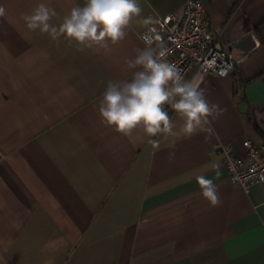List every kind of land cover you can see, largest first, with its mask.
I'll list each match as a JSON object with an SVG mask.
<instances>
[{
	"label": "crops",
	"instance_id": "crops-1",
	"mask_svg": "<svg viewBox=\"0 0 264 264\" xmlns=\"http://www.w3.org/2000/svg\"><path fill=\"white\" fill-rule=\"evenodd\" d=\"M186 1L139 0L141 16L106 53L29 31L23 14L40 0H0V264H264V183L232 184L213 149L243 156V140L264 143V0H202L235 57L227 75L202 80L222 109L210 133L154 147L97 111L106 80L126 76L124 59L143 46L141 21ZM46 2L59 24L82 0ZM197 175L213 179L218 205Z\"/></svg>",
	"mask_w": 264,
	"mask_h": 264
},
{
	"label": "clouds",
	"instance_id": "clouds-1",
	"mask_svg": "<svg viewBox=\"0 0 264 264\" xmlns=\"http://www.w3.org/2000/svg\"><path fill=\"white\" fill-rule=\"evenodd\" d=\"M142 11L139 0H82L71 7L59 24H53L56 10L46 0H40L32 12L23 14L22 18L29 31L47 34L53 41L64 38L74 42L77 51L95 48L107 53L111 46L125 40L134 18L140 17ZM4 12L0 7V15ZM156 23L158 21L152 17L141 21L146 29L139 34L143 46L124 59L126 76L106 80L97 111L107 127L123 135L142 128L149 142L159 147L160 136L210 133L211 120L218 117L222 109L209 102L201 79L186 78L169 60L170 49L151 27ZM173 114L182 120L179 133L175 131ZM220 175L217 169L216 177ZM195 179L201 195L212 206L218 205V189L213 179L204 175H197Z\"/></svg>",
	"mask_w": 264,
	"mask_h": 264
},
{
	"label": "built area",
	"instance_id": "built-area-1",
	"mask_svg": "<svg viewBox=\"0 0 264 264\" xmlns=\"http://www.w3.org/2000/svg\"><path fill=\"white\" fill-rule=\"evenodd\" d=\"M153 19L158 23L151 27L170 49L169 60L186 78L195 76L203 80L208 73L222 77L230 72L235 57L227 48L219 45V35L205 16L202 0H187L179 14L167 13ZM242 147L245 152L240 156L228 143H213L228 181L247 191L252 184L264 183V143L245 139Z\"/></svg>",
	"mask_w": 264,
	"mask_h": 264
}]
</instances>
